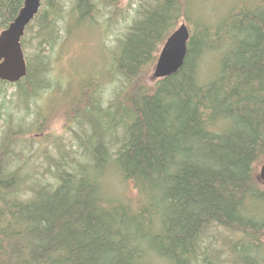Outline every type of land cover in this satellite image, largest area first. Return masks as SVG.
<instances>
[{"label": "trees", "instance_id": "obj_1", "mask_svg": "<svg viewBox=\"0 0 264 264\" xmlns=\"http://www.w3.org/2000/svg\"><path fill=\"white\" fill-rule=\"evenodd\" d=\"M23 1L0 0V31ZM64 1L42 0L25 29L27 72L15 84L24 101L50 86L49 53L70 32L64 15L77 25L100 11L98 3L116 5L76 0L63 14ZM196 1L133 2L132 23L109 52L110 98L91 77L72 90L79 152L54 163L53 182L29 185L28 156L14 150L16 135L4 133L0 264H238L226 256L233 257L237 238L258 253L264 247V185L257 180L264 161V0H224L217 21L190 14ZM186 21L192 27L181 68L152 81L164 41ZM9 87L0 81V110ZM116 173L133 184L136 200L111 197L104 181ZM222 230L233 240L210 250L217 240L206 237Z\"/></svg>", "mask_w": 264, "mask_h": 264}, {"label": "rangeland", "instance_id": "obj_2", "mask_svg": "<svg viewBox=\"0 0 264 264\" xmlns=\"http://www.w3.org/2000/svg\"><path fill=\"white\" fill-rule=\"evenodd\" d=\"M75 1L65 0L64 12L70 11ZM134 1L116 0L114 9L98 3L100 11L92 14L89 22L85 21L77 25L73 18L64 15L63 27L70 32L68 35L61 33V39L62 34L65 37L57 42L53 47L54 51L48 54L50 66L45 79L50 84L48 89L41 88V91L35 89L36 93L32 92L30 98L25 101L18 97L15 84H11L6 89L4 107L0 110V144L5 132L11 131L12 136L16 135L14 139L18 149L14 148V150L18 152L23 150L26 157L28 156V165L23 171L25 174L32 175L29 185L42 184L46 180L53 182L50 174L54 172V163L60 161L62 164V157L68 159L76 153V150L79 152L74 131L78 135L80 133L74 121L72 122L74 115L70 112L69 106L73 98L72 90L75 92V87L81 81L91 77L88 82L98 83V87L105 92L104 99L110 98L113 82L108 75L107 66L111 60L109 52L116 47V40L123 36L132 23L134 9H136V5H133ZM223 3L224 0H197L194 3L196 12L189 13L198 18L208 17L210 20L211 16H215L217 21L224 12V7L219 8ZM66 13L70 14V12L63 14ZM184 24L189 28L191 26V22L188 21ZM29 52L32 54L34 50L31 49ZM70 89L71 91L68 92ZM66 93L68 98L65 97ZM122 180L117 173L106 177L104 181L106 190L108 188L109 194L114 193L110 196H116L123 201L136 200L138 195L133 184ZM213 237L216 238L217 244L215 249H210L212 251L220 249L225 237L228 241L234 238L227 236L224 230L212 232L207 238ZM237 240L239 244H235L236 250L233 251V259L236 263L250 264L249 260L258 255L264 259V247L258 253L250 249L245 242H241L239 238ZM237 240L234 242L236 243ZM261 241L264 245V237ZM210 250L207 251V256L213 255ZM226 256L229 259L232 258L229 255Z\"/></svg>", "mask_w": 264, "mask_h": 264}, {"label": "water", "instance_id": "obj_3", "mask_svg": "<svg viewBox=\"0 0 264 264\" xmlns=\"http://www.w3.org/2000/svg\"><path fill=\"white\" fill-rule=\"evenodd\" d=\"M41 2L24 0L14 20L0 31V81L15 84L25 78L27 69L21 39L26 27L38 14ZM188 40L189 30L181 23L164 41L152 70V81L171 76L181 68ZM257 180L264 185V161Z\"/></svg>", "mask_w": 264, "mask_h": 264}, {"label": "bare ground", "instance_id": "obj_4", "mask_svg": "<svg viewBox=\"0 0 264 264\" xmlns=\"http://www.w3.org/2000/svg\"><path fill=\"white\" fill-rule=\"evenodd\" d=\"M107 170V169H106ZM95 176H97V175H95ZM116 176V175H115ZM104 177V176H103ZM111 177V176H110ZM123 181V180H122ZM109 182V181H108ZM110 184V183H109ZM105 185V184H104ZM111 188H113V187H111ZM100 190V189H99ZM106 191V190H105ZM100 192V191H99ZM101 194V193H100ZM99 194V195H100ZM112 194H114V193H112ZM106 196V195H105ZM106 197H108V196H106ZM110 197V196H109ZM118 198V197H117ZM136 210V209H135ZM138 212V211H137ZM211 230V229H210ZM203 233H204V231H203ZM200 234H201V232H200ZM207 234H208V232H207ZM203 235V234H202ZM208 237V236H207ZM206 237V238H207ZM210 237H212V236H210ZM219 241V240H218ZM132 242V241H131ZM215 242V241H214ZM213 244V243H212ZM211 243H210V245H212ZM206 245V244H205ZM244 246V245H243ZM251 246V245H250ZM206 247V246H205ZM209 247V246H208ZM140 248V247H139ZM207 248V247H206ZM225 248V247H224ZM137 249V248H136ZM228 251H229V249H227ZM260 251V250H259ZM250 252V251H249ZM217 253H218V251H217ZM228 253V252H227ZM232 255V254H231ZM233 258V257H232ZM135 259V258H134ZM138 260V259H137ZM148 261V260H147ZM259 261V260H258ZM146 262V261H145ZM150 262V261H149ZM163 262V261H162ZM255 262V261H254ZM158 263V262H157ZM241 263V262H240ZM154 264V263H153ZM261 264V263H260Z\"/></svg>", "mask_w": 264, "mask_h": 264}]
</instances>
